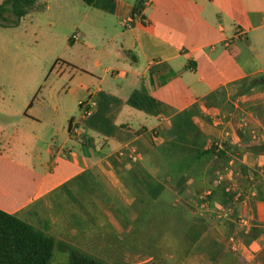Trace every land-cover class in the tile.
I'll list each match as a JSON object with an SVG mask.
<instances>
[{
  "label": "crops",
  "instance_id": "obj_1",
  "mask_svg": "<svg viewBox=\"0 0 264 264\" xmlns=\"http://www.w3.org/2000/svg\"><path fill=\"white\" fill-rule=\"evenodd\" d=\"M77 9L72 40L102 35L68 63L67 94L91 96V114L45 99L3 111L0 209L105 264H264V87L245 89L264 73V0Z\"/></svg>",
  "mask_w": 264,
  "mask_h": 264
},
{
  "label": "rangeland",
  "instance_id": "obj_2",
  "mask_svg": "<svg viewBox=\"0 0 264 264\" xmlns=\"http://www.w3.org/2000/svg\"><path fill=\"white\" fill-rule=\"evenodd\" d=\"M42 1L46 4L44 9L29 12L17 22L10 12L0 20V124L7 132L12 131L15 119L5 120L3 111L8 108L16 111L25 99L33 103L45 99L52 107L65 103L73 120L82 115L76 94H67L69 82L77 83L81 73L68 63L79 62L90 55L102 35L95 34L92 47H79L72 39L77 32V4L84 6L83 1L39 0ZM51 133L52 129L45 131L47 136ZM52 138L58 142L62 139L57 133ZM68 262V251L53 247L50 264Z\"/></svg>",
  "mask_w": 264,
  "mask_h": 264
},
{
  "label": "trees",
  "instance_id": "obj_3",
  "mask_svg": "<svg viewBox=\"0 0 264 264\" xmlns=\"http://www.w3.org/2000/svg\"><path fill=\"white\" fill-rule=\"evenodd\" d=\"M91 5L94 0H82ZM45 3L39 0H3L0 3V20L5 19V13L10 12L16 17V22L29 12L44 9ZM264 87V73L247 79L245 89ZM213 151L215 146H212ZM223 157L222 152H215ZM246 173L244 168H241ZM256 199H264V181L256 186ZM205 198V200H207ZM54 241L51 237L38 231L31 225L11 213L0 209V264H50ZM69 249V248H68ZM67 264H105L74 249H69Z\"/></svg>",
  "mask_w": 264,
  "mask_h": 264
},
{
  "label": "built area",
  "instance_id": "obj_4",
  "mask_svg": "<svg viewBox=\"0 0 264 264\" xmlns=\"http://www.w3.org/2000/svg\"><path fill=\"white\" fill-rule=\"evenodd\" d=\"M76 35H73V38H75ZM78 105L81 111L82 116H89L91 114V110L94 105V101L91 96H88L85 99H81L78 101ZM69 133L75 137H80L82 134V128L79 122L77 121H71L69 123ZM216 151L222 148L221 143L215 144ZM124 152V150H122ZM220 217V216H218Z\"/></svg>",
  "mask_w": 264,
  "mask_h": 264
}]
</instances>
